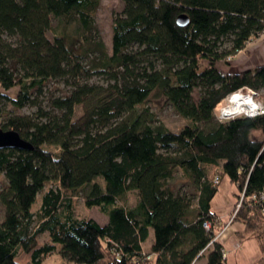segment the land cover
I'll return each mask as SVG.
<instances>
[{
  "label": "trees",
  "instance_id": "16d2710c",
  "mask_svg": "<svg viewBox=\"0 0 264 264\" xmlns=\"http://www.w3.org/2000/svg\"><path fill=\"white\" fill-rule=\"evenodd\" d=\"M120 1L109 51L94 24L101 0H0V105L32 104L50 80L70 85L48 110L0 123L32 146L0 150V264H19V249L42 264L55 246L64 264H225L215 242L224 224L210 212L221 176L237 188V237L253 239L264 264V114L217 119L233 91H264V64L218 69L264 35V0ZM14 87L15 99L2 93ZM153 100L187 125L169 130ZM177 171L186 189L169 184ZM78 193L104 225L73 215Z\"/></svg>",
  "mask_w": 264,
  "mask_h": 264
},
{
  "label": "rangeland",
  "instance_id": "374dc122",
  "mask_svg": "<svg viewBox=\"0 0 264 264\" xmlns=\"http://www.w3.org/2000/svg\"><path fill=\"white\" fill-rule=\"evenodd\" d=\"M122 7V3L120 0H101L100 6L96 11L94 16V24L97 29L99 36L104 42L106 48L111 50V26L113 22V18L115 14L120 12ZM56 22H54L53 26L55 27ZM52 37V32L48 34ZM264 35L255 39L253 42L249 43L244 51L239 52L234 58H232L228 65L224 63H220L218 65V69L225 72H238L243 71L245 69H253L258 65L264 64ZM94 58V54H92L86 62L92 61ZM91 81L98 84H104L106 81V76L100 75L98 73L94 74L91 78ZM70 85L64 80H50L47 82L44 90L41 94L35 98L32 104H28L21 109H15L10 104L0 105V123L4 122L7 117L11 114H25V115H33L39 109L48 110L49 99L51 97H61L69 91ZM18 91V87H14L9 91H2V93L10 98H16V94ZM193 98L197 99V93L193 94ZM256 99L259 102L264 103V91L258 93ZM224 104V100L223 103ZM150 105L153 106V110L156 112L158 119L171 131L178 132L184 126L187 125V120L178 116L172 108L166 105V103L162 100L152 101ZM79 109H77V113H79ZM255 133V132H253ZM258 137V136H257ZM4 184V177L2 176L0 179V187ZM169 184L173 189H178L179 187L182 189H186V180L184 179L182 173L177 171L174 174L173 179L169 181ZM50 187H54L51 184H46L45 188L38 194L36 203L32 208L33 213H37L40 200L43 193ZM136 198L134 194H127L125 203L128 206L134 204ZM72 210L73 215L79 219H93L100 225H104L107 222V217L104 213H102L98 208H87L84 205V199L81 193L75 194L72 196ZM236 202V201H235ZM120 204V203H119ZM238 204V203H237ZM236 203L234 204L237 205ZM233 206L232 212L234 214L235 208ZM237 207V206H236ZM231 212V214H232ZM229 216V222L232 219V216ZM3 216V209L0 206V220ZM36 242L38 246H42L45 243L49 242V237L47 233L38 234L36 236ZM146 246V245H145ZM144 246V247H145ZM224 249V248H223ZM60 248L55 246L54 250L45 256L42 260V264H64V260L59 254ZM224 251V250H223ZM148 251L145 250V253ZM205 256L202 257L203 260ZM15 261L19 264H31L30 256L26 254L21 249L18 250Z\"/></svg>",
  "mask_w": 264,
  "mask_h": 264
},
{
  "label": "crops",
  "instance_id": "0c3cea01",
  "mask_svg": "<svg viewBox=\"0 0 264 264\" xmlns=\"http://www.w3.org/2000/svg\"><path fill=\"white\" fill-rule=\"evenodd\" d=\"M254 136L259 137L260 132H255ZM236 195V186L226 176H221L218 190L210 201V212L217 217L219 223L224 224L215 242L220 243L225 250V264H258L262 254L256 242L251 238L240 240L237 234L243 231L242 223L228 220ZM151 241L152 232L149 234L144 250H148ZM195 264H206V259H199Z\"/></svg>",
  "mask_w": 264,
  "mask_h": 264
},
{
  "label": "built area",
  "instance_id": "2783aa9c",
  "mask_svg": "<svg viewBox=\"0 0 264 264\" xmlns=\"http://www.w3.org/2000/svg\"><path fill=\"white\" fill-rule=\"evenodd\" d=\"M256 96L257 94L248 87H241L233 91L224 99V104L218 109L217 119L222 121L238 116L255 117L264 114V103L259 102ZM233 99L237 100L233 101ZM238 103H240V105H238ZM238 207L239 204L237 205V208ZM203 226L208 230L210 224L204 223ZM225 256L224 250L223 257Z\"/></svg>",
  "mask_w": 264,
  "mask_h": 264
},
{
  "label": "water",
  "instance_id": "95a60500",
  "mask_svg": "<svg viewBox=\"0 0 264 264\" xmlns=\"http://www.w3.org/2000/svg\"><path fill=\"white\" fill-rule=\"evenodd\" d=\"M176 23L178 26H185L188 24V18L181 14L177 17ZM3 149H17V150H32L29 142L23 140L19 134L13 130L0 129V150Z\"/></svg>",
  "mask_w": 264,
  "mask_h": 264
},
{
  "label": "bare ground",
  "instance_id": "6f19581e",
  "mask_svg": "<svg viewBox=\"0 0 264 264\" xmlns=\"http://www.w3.org/2000/svg\"><path fill=\"white\" fill-rule=\"evenodd\" d=\"M234 100H237V99H233V101H234ZM238 105H240V103H238ZM233 109H235V108H233Z\"/></svg>",
  "mask_w": 264,
  "mask_h": 264
}]
</instances>
